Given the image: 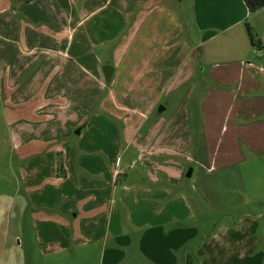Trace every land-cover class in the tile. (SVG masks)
I'll return each mask as SVG.
<instances>
[{
    "label": "crops",
    "instance_id": "crops-1",
    "mask_svg": "<svg viewBox=\"0 0 264 264\" xmlns=\"http://www.w3.org/2000/svg\"><path fill=\"white\" fill-rule=\"evenodd\" d=\"M59 2L55 7L51 0H0V39L10 34L11 44L28 57L6 77V84L16 87L6 90L5 101L15 119L7 128H12L9 149L17 159L15 190L0 193V199L7 197L6 211L15 206L19 224L31 211L37 238L52 253L71 246L85 247L88 253L90 245L100 244L99 264H263L264 252L250 234V223L196 240L198 227L191 223L194 212L183 178L194 161L191 176L202 198L198 203L221 207L207 181L223 158L238 155L243 128L264 125V119L250 121L264 115V6L249 12L243 0H187L183 16L182 0ZM49 8L54 19L47 17ZM17 9L26 20L16 17ZM185 18L195 36L192 47L201 49V58L210 63L206 75L211 82L201 106L204 148L198 151L205 152L204 159L189 153L190 139L183 132L189 119L188 90L174 99V112L165 116L164 109L152 124L157 130L165 125L161 139L169 138L157 153L140 141L138 130L147 114L135 128L136 114L124 117L106 107L102 110L121 118L127 145L57 143L60 130L65 136L71 121L62 108L67 94L62 85L80 93L83 85H97L102 62L93 47L123 41L109 90L116 100L159 103L178 93L194 75L191 46L179 38ZM245 22L261 39L262 49L251 45ZM31 65L33 74L18 85V76ZM97 94L95 88L91 101ZM258 103L262 107L256 110ZM176 120L182 121L180 127ZM85 123L84 133L98 127L107 134L116 126L103 115ZM220 133L227 140L222 150L215 145L221 143ZM178 134L185 139L180 141ZM59 151L65 170L61 177Z\"/></svg>",
    "mask_w": 264,
    "mask_h": 264
},
{
    "label": "rangeland",
    "instance_id": "rangeland-1",
    "mask_svg": "<svg viewBox=\"0 0 264 264\" xmlns=\"http://www.w3.org/2000/svg\"><path fill=\"white\" fill-rule=\"evenodd\" d=\"M51 1L55 7H57L58 3L60 4L59 0ZM186 1L182 0L181 2L184 5L183 16L187 14L186 7L188 6L186 5ZM37 3L40 2L37 1ZM34 7H37V10L40 8L37 4H33L32 8ZM13 9L16 8L13 7ZM15 15L20 20H26L25 15L19 9L15 10ZM55 15L54 10L49 8L47 17L54 19ZM181 29L182 34L179 38H182L184 42L189 43L191 46V53L188 57L193 60L194 75L184 83L183 87L179 88L178 93H173L170 98H164L159 103L147 101L144 103L132 101L126 103L121 101V99L116 100L113 96H110L109 90L112 89V79L105 83L102 67L104 64L115 65L119 59L120 50L124 46L122 44L123 41H119L118 43L114 41V46L93 47L94 55L102 62L98 73L97 85H83L81 93L78 89L73 90V86L71 85H62V88L67 92L62 108L66 112L68 111L66 113L67 119L68 121L71 119V121L64 127L63 133L65 136L62 137V130L59 129L58 136L60 137L57 139V143L64 140L72 145H127L123 138L121 118H116L110 113L103 111L102 108L106 107L107 110L124 117L136 114L133 115L136 118L133 121L135 128L138 126L141 118L147 114V118H144L145 120L138 130L141 132L140 141L148 151H155L157 153L160 145L168 142L169 138L161 139V134L166 129L165 125L159 130H157V125L152 126L157 116L163 113V111L156 113V106L163 104L165 106L163 115L168 116L178 106V103L174 99L179 97V94L184 90H188L189 95L186 101L189 106V119L183 128V132L187 133L190 139L189 153L194 158L204 159L205 152H199L198 155V151L199 148L201 150L204 148L201 138V106L207 90V84L211 82L206 75V69L210 63L201 58V49L192 47V43L195 45V36H192L190 23L186 18L185 22L181 23ZM8 32H10V27H8ZM11 40L13 39L10 37V34L0 39V47L2 48H0V193L6 196L8 194L12 195L15 190L14 179L16 177L17 162L14 151L11 148L9 149V146L12 145L10 138L12 128H7L8 124L14 123L15 119L10 114V102L8 101L7 103L5 101L7 100L6 94L8 93L6 90L11 89L12 92L16 87H9L6 84V77L11 67L23 66L28 61V57L21 54L15 44H11ZM36 65L34 64V66ZM31 74H33V65L21 72L18 76V85H22ZM95 88L98 93L97 99L91 101V97L95 94ZM261 107L262 103L255 105L256 110ZM95 115H103L113 121L116 125L115 131L107 133V135L102 133L97 127V130L92 129V132L84 133V130L87 128L85 122H89ZM263 119L264 115L261 114L250 121ZM244 120L238 119V122L246 124ZM176 121L178 127H180L182 121ZM78 127L83 131L81 136L79 135L81 131L79 133L75 132ZM149 128L151 129L147 132ZM38 130L35 129L34 132L37 133ZM219 135H221V143L215 145H219V149L222 150L227 141L224 138L226 134L220 133ZM178 136H181L179 138L180 141L185 139L181 134H178ZM213 137L216 139L217 135H213ZM246 140L249 141V145L245 143ZM238 142V155L232 156L230 154L223 158L221 163L216 167L214 176L207 181L212 186V192L216 196H219L220 200L217 204L221 207L213 208L205 202L203 205H201V202L198 203V200L202 198L199 195L197 184L193 181L195 175L190 178H183L188 183V186L183 189L185 193L190 195L188 197L194 212L191 223L198 227L196 240L197 238L207 240L221 232L220 228L223 227L239 228L250 223L252 224L250 234L260 241L258 248L264 252V125H248L243 128ZM189 165L195 170L196 164L194 161L189 163L187 167ZM172 187L174 188V186ZM198 187L200 188V186ZM6 204L7 197H2L0 199V264H99L100 244L90 245V252L88 253H85L87 252L85 247L78 246H71L61 252L52 253L46 245L39 242L35 227L32 224L31 211L28 210L25 213L23 222L19 224L16 219L17 208L14 206L9 211H6Z\"/></svg>",
    "mask_w": 264,
    "mask_h": 264
},
{
    "label": "trees",
    "instance_id": "trees-1",
    "mask_svg": "<svg viewBox=\"0 0 264 264\" xmlns=\"http://www.w3.org/2000/svg\"><path fill=\"white\" fill-rule=\"evenodd\" d=\"M243 2L245 3L249 12H254L257 9L264 6V0H243ZM245 27H246L247 35H248L251 45L254 46L256 49H262L263 44L261 42V39L253 32L248 22H245ZM57 171H58L57 175L59 177L65 174L60 151L58 152Z\"/></svg>",
    "mask_w": 264,
    "mask_h": 264
},
{
    "label": "water",
    "instance_id": "water-1",
    "mask_svg": "<svg viewBox=\"0 0 264 264\" xmlns=\"http://www.w3.org/2000/svg\"><path fill=\"white\" fill-rule=\"evenodd\" d=\"M102 70H103V74H104V79L106 82L110 81L111 79V75H112V71H113V67L111 65H103L102 67ZM165 109V106L163 104H159L156 108V112L157 113H161L163 110ZM76 133H79L80 132V127H78L76 130H75ZM192 171H193V167L191 165H189L186 169V172H185V176L186 177H191L192 175Z\"/></svg>",
    "mask_w": 264,
    "mask_h": 264
}]
</instances>
